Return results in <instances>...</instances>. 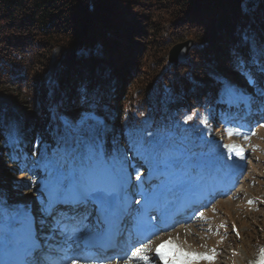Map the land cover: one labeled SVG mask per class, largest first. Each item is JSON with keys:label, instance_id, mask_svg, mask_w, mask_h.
Wrapping results in <instances>:
<instances>
[{"label": "trees", "instance_id": "obj_1", "mask_svg": "<svg viewBox=\"0 0 264 264\" xmlns=\"http://www.w3.org/2000/svg\"><path fill=\"white\" fill-rule=\"evenodd\" d=\"M242 30L262 49L264 0H0V94L21 111L29 142L49 157L61 154L57 127L80 141L104 106L114 107L110 125L118 136L142 132L151 119L160 135L180 137L201 124L207 108L220 113L222 82L209 70L234 81L249 77L234 59L237 48L251 56L240 46ZM186 40L193 44L185 62L170 65L169 50ZM247 67L250 77L258 71L251 61ZM187 116L193 119L185 123ZM25 152L29 147L11 151L0 133V199L13 187V159Z\"/></svg>", "mask_w": 264, "mask_h": 264}, {"label": "rangeland", "instance_id": "obj_2", "mask_svg": "<svg viewBox=\"0 0 264 264\" xmlns=\"http://www.w3.org/2000/svg\"><path fill=\"white\" fill-rule=\"evenodd\" d=\"M60 53L59 48L53 51L46 77L49 83ZM261 62H264V55H258L257 64ZM209 74L214 79L225 83L220 89L219 103L223 107L224 115L219 121L211 119V108H208L201 124L193 127L188 125L185 134L180 137L166 138L159 132L152 131L151 119L145 121L144 131L132 134L128 132L118 136V130H113L110 125L114 107L110 109L104 106L96 112V115L90 117L93 124L88 130V137L96 139L101 153L94 160V167L105 176L106 180H109L110 186L124 183L130 189L128 207L132 211L139 204L137 201L143 202V199L137 196L142 191L151 196L161 186L165 187L168 184L173 189H178L185 184L197 185L199 180L205 179L208 171L212 173L213 166L217 168L214 176L216 179L213 182L216 181L218 186L221 185L219 188L225 193L230 186L227 180L236 177V186L225 196H220L219 193L208 207L199 210L193 216L191 222L178 224L175 228L160 233L158 239L163 238L159 239L160 243L171 240L173 257L172 259L168 257V264H174V261L180 264H264V255L261 254V249H264L261 243L264 242V124L257 125L254 121L251 126L253 131H246L248 135L237 134V131L244 132V130L236 125L241 123L239 119L241 117L239 111L235 109L238 105L236 95L251 98L256 102L261 99L257 93L260 87L264 86V73L259 70L257 74H262L263 77L260 81L256 80L257 77H252L257 81L253 84L247 82L246 75H240L238 83H234L227 81L222 73L214 70H209ZM228 84H231V87H228ZM0 109L3 110L4 117H8L7 126L10 121L18 126L19 144L7 143L11 150L29 147V152H25L20 161L13 159L11 163V173L14 176L13 187L10 188V195H4L2 200L13 209L30 208L39 220L41 204L47 198L46 189L49 186V176L45 171V165L53 158L49 159L45 148L38 153L37 146L29 142V130H25L19 121L21 111L2 94H0ZM232 109L235 111H231ZM235 118L238 120L236 121ZM229 130L232 132L231 135L228 134ZM107 134L113 137L114 145L106 163L98 138H104ZM55 135L60 144L64 139L73 138L71 132L62 125L57 127ZM80 136L82 139L83 133ZM246 136L247 139H245ZM60 149L62 155V147ZM237 151L243 153L242 158L237 155ZM60 156L55 159H59ZM199 158H202L205 163H198ZM121 166H123L122 172H120ZM198 167L205 174L203 178L198 173L200 170H197ZM113 168L119 172V175L113 173ZM151 171L159 172V175L163 177L159 178L158 185L146 188L144 185L142 189ZM138 176L140 179H137ZM214 186L216 185L213 184V187L208 188L207 191H216ZM204 187V183L199 185V188L205 190ZM154 244L155 242L150 241L145 245L142 244L140 249L147 250V245L153 248ZM149 251L146 252L149 254ZM168 251L171 249L169 248ZM63 253L66 257L72 253V250L68 249ZM142 253L148 256L145 251ZM182 253L194 254L198 258L193 259L191 255L181 257ZM205 256L213 258L204 259ZM72 259L70 261H73ZM76 261L77 264H92L89 260L79 262V259H76ZM130 263L144 264L141 260L139 262L132 260ZM106 264L115 263L110 261Z\"/></svg>", "mask_w": 264, "mask_h": 264}, {"label": "snow or ice", "instance_id": "obj_3", "mask_svg": "<svg viewBox=\"0 0 264 264\" xmlns=\"http://www.w3.org/2000/svg\"><path fill=\"white\" fill-rule=\"evenodd\" d=\"M239 38L240 46L247 47L251 56L249 59H245L237 48L234 54L236 67L238 70L248 71L250 77L251 71L247 66L250 61L256 66L258 55H264V49L256 48L254 38L246 30L240 32ZM258 67L260 72L264 73V62L259 63ZM248 83L253 84L257 81L248 79ZM228 87H231V84H228ZM257 95L264 101V86L260 87ZM84 98L87 99L86 93ZM192 119V116H187L185 123ZM4 128V116L0 112V133L5 135L7 143L19 144L18 126L10 121L6 133ZM228 134H232L231 130ZM247 138L246 136L245 139ZM61 147L60 158H53L45 165V171L49 176V186L47 198L41 204L39 220L33 215L30 208L13 209L0 199V251L6 250L15 253V264H43L48 259V256L44 254L50 253L51 249L41 247L38 233H46V239L49 241L53 236L61 237L62 242L58 241L55 245L59 250L86 247V241L100 234L99 228L89 227L92 214L88 212V205H92L98 214H107L119 207L123 184L108 187L105 176L95 169L94 160L101 154L96 139L89 138L88 133H84L80 141L74 137L64 139ZM237 155L243 157V153L240 151H237ZM112 171L119 175L115 168ZM122 171L123 166L120 168V172ZM137 179L140 177L138 176ZM137 203L140 202L137 201ZM37 224L39 225L38 229ZM170 245L171 240H167L156 247V253L159 259L164 261V264H168V255L165 250L169 249ZM143 251L144 249L141 248L132 252L131 256L125 259V264H130L132 260L136 259L143 261L144 264H150L149 257L142 255ZM261 254L264 255V249H261ZM189 255L193 259L198 258L189 253H182L181 257ZM155 258V256L152 257L153 260ZM203 258L212 259L213 257L205 256ZM118 259L123 258L118 257ZM174 259L179 258L174 257ZM0 264H5V261L0 259ZM72 264H77L76 258L73 259Z\"/></svg>", "mask_w": 264, "mask_h": 264}, {"label": "bare ground", "instance_id": "obj_4", "mask_svg": "<svg viewBox=\"0 0 264 264\" xmlns=\"http://www.w3.org/2000/svg\"><path fill=\"white\" fill-rule=\"evenodd\" d=\"M205 166V165H204ZM198 173L200 174V177L201 178H203L204 176H205V174H204V172H202V170L200 169L199 171H198ZM161 176V175H160ZM163 176H161V177H159V178H162ZM119 186V185H118ZM125 186V184H123V187ZM217 189V188H216ZM125 191V190H124ZM211 191V190H210ZM212 192H215L214 190H212ZM212 192H207V193H212ZM132 193V192H131ZM171 195H177V193H176V191H173V192H171ZM211 195L212 194H209V197H211ZM174 199H168V201H167V204H170V203H173L174 204V202H172ZM146 201H148V200H146ZM178 201V200H177ZM195 207V206H194ZM169 234V233H168ZM159 236V235H158ZM156 239H158V237L157 238H155V240L153 239V241L152 242H155V244H154V247L156 246H158V245H160L161 243L159 242L160 240L159 239H163V238H159L158 240H156ZM164 240H166V239H164ZM196 243V242H195ZM194 243V244H195ZM197 245V244H196ZM199 246V245H198ZM140 247V246H139ZM147 247H148V249L147 250H144L145 251V254H147V255H149L148 254V252H146V251H149V250H151V249H153L152 248V246L151 245H147ZM155 247V248H156ZM169 248L171 249V251H170V253L173 251V249H172V246H169ZM65 250H68V248H64V250H63V252L65 251ZM71 250H73V249H71ZM74 250H79V251H77L76 252V254L75 255H67V258L64 260V262H63V264H71L72 263V261H70V259L71 258H76V259H79V262H83V260L84 261H86L88 258H89V256H87V255H84L81 251H84V249H74ZM167 250V249H166ZM165 250V251H166ZM62 252V253H63ZM173 254V253H172ZM62 255H64V253L62 254ZM77 256H79V258L77 257ZM81 256H84V257H81ZM118 257H122L123 258V256L120 254V253H117V252H115L114 254H112V255H109V256H106V257H104L103 258V264H106V263H110V261H111V263H115V264H125V260L124 259H118ZM14 258H16V254L15 253H12V252H9V251H0V259H2L3 261H5L6 262V264L8 263V260L7 259H14ZM80 258H82V259H80ZM111 258H113V259H111ZM69 259V260H68ZM72 259V260H73ZM136 261V260H135ZM102 264V263H101ZM131 264V263H130ZM178 264H180L179 262H178Z\"/></svg>", "mask_w": 264, "mask_h": 264}, {"label": "water", "instance_id": "obj_5", "mask_svg": "<svg viewBox=\"0 0 264 264\" xmlns=\"http://www.w3.org/2000/svg\"><path fill=\"white\" fill-rule=\"evenodd\" d=\"M192 44L191 40H186L172 46L167 55L168 63L172 66L183 64L192 48ZM198 161L203 162L204 160L199 159Z\"/></svg>", "mask_w": 264, "mask_h": 264}]
</instances>
